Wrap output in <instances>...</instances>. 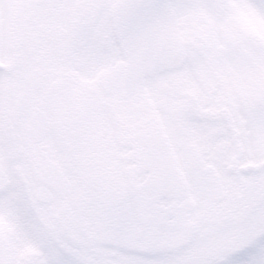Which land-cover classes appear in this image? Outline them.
I'll use <instances>...</instances> for the list:
<instances>
[{"label": "snow or ice", "instance_id": "snow-or-ice-1", "mask_svg": "<svg viewBox=\"0 0 264 264\" xmlns=\"http://www.w3.org/2000/svg\"><path fill=\"white\" fill-rule=\"evenodd\" d=\"M0 264H264V0H0Z\"/></svg>", "mask_w": 264, "mask_h": 264}]
</instances>
